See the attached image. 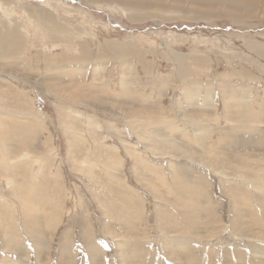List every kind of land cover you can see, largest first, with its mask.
I'll return each instance as SVG.
<instances>
[{"label":"rangeland","instance_id":"374dc122","mask_svg":"<svg viewBox=\"0 0 264 264\" xmlns=\"http://www.w3.org/2000/svg\"><path fill=\"white\" fill-rule=\"evenodd\" d=\"M134 1L0 0V264H264V0Z\"/></svg>","mask_w":264,"mask_h":264},{"label":"bare ground","instance_id":"6f19581e","mask_svg":"<svg viewBox=\"0 0 264 264\" xmlns=\"http://www.w3.org/2000/svg\"><path fill=\"white\" fill-rule=\"evenodd\" d=\"M133 1H134V0H133ZM135 1H137V0H135ZM135 1H134V2H135ZM139 1H141V0H139ZM142 1L144 2V0H142ZM142 1H141V2H142ZM122 2H125V1H122ZM46 3H47V2H46ZM229 3H230V2H229ZM120 4H123V3H120ZM128 4L131 5L130 2H129ZM142 4H143V3H142ZM126 5H127V4H126ZM129 5H128V6H129ZM132 5H133V4H132ZM132 5H131V6H132ZM135 5H136V3H135ZM137 5H138V3H137ZM140 5H141V4H140ZM145 5H147V4H145ZM122 6H123V5H122ZM133 6H134V5H133ZM138 6H139V5H138ZM148 6H149V5H148ZM134 7H135V6H134ZM245 7H246V6H245ZM143 8H144V7H143ZM218 14H219V13H218ZM221 14H222V13H221ZM220 16H223V15H220ZM230 17H231V16H230ZM38 24H39V23H38ZM41 24H42V23H41ZM49 24H50V23H49ZM42 25H43V24H42ZM46 25H47V24L44 25L45 30H46ZM41 27H42V26H41ZM64 29H65V28H64ZM64 29H63L61 26H59V25H57V24H54V25L52 26V29H50V34L53 35V36H55V35H59V36H61V37H65V36H66V32L64 31ZM62 32H64V33H62ZM60 33H62V35H61ZM59 36H58V37H59ZM10 37H11V36H10ZM10 37H9V38H10ZM1 39H2V38H0V41H1ZM7 39H8V38H7ZM4 40H5V39H4ZM4 40H3V41H4ZM9 40H10V39H9ZM4 43H5V42H4ZM4 43H0V44H1L0 49L3 48V51H4V50H8V48L5 46ZM10 43H11V40H10ZM6 44H7V46L9 45L8 43H6ZM11 44H12V43H11ZM10 46H11V45H10ZM116 47H117V46H116ZM119 49H120V48H119ZM122 49H123V48H122ZM117 50H118V49H117ZM120 50H121V49H120ZM120 50H119V51H120ZM0 51H1V50H0ZM5 52H6V51H5ZM2 53H3V52H2ZM6 53H7V52H6ZM15 113H16V112H15ZM13 114H14V113H13ZM25 156H26V155H25ZM26 187L33 188V187H31V185H30V186H26ZM24 190H27V188L24 189ZM30 190H31V189H29L28 191H30ZM27 193H28V192H27ZM258 257H259V256H258Z\"/></svg>","mask_w":264,"mask_h":264}]
</instances>
